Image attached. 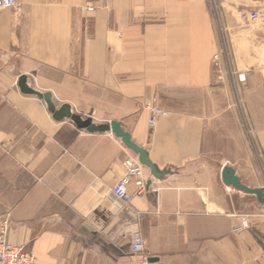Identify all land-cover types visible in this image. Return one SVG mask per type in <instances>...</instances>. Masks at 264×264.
<instances>
[{
    "label": "crops",
    "instance_id": "obj_1",
    "mask_svg": "<svg viewBox=\"0 0 264 264\" xmlns=\"http://www.w3.org/2000/svg\"><path fill=\"white\" fill-rule=\"evenodd\" d=\"M16 1L0 11V217L10 213V241L37 264H264V203L222 180L228 165L264 187V22L225 17L237 41L227 38L220 79L212 57L224 45L204 0ZM258 2L236 8L264 19ZM24 88L51 92L56 109L91 123L121 122L169 173L145 168L146 193L130 183L124 207L112 187L137 155L111 131L55 119ZM153 99L169 112L155 126ZM243 219L250 227L234 232ZM136 228L146 241L138 256Z\"/></svg>",
    "mask_w": 264,
    "mask_h": 264
},
{
    "label": "built area",
    "instance_id": "obj_2",
    "mask_svg": "<svg viewBox=\"0 0 264 264\" xmlns=\"http://www.w3.org/2000/svg\"><path fill=\"white\" fill-rule=\"evenodd\" d=\"M215 8H218L216 2H214ZM20 4L16 0H0V11L6 9L19 8ZM89 11L94 10L93 6L88 7ZM240 25L251 27L252 29H258L264 22L263 16L258 10H251L248 7L240 6L238 9ZM221 19L219 22V34L223 42V49L215 53L212 57V65L217 69L220 79L222 78L223 60L226 57L229 62V52L225 45L227 38L231 41V44H235L233 41H237V37H229L227 32L230 33V27L228 25L223 26ZM225 62V60H224ZM229 74L232 79L237 78L240 82L237 72L230 68ZM146 107L148 109V120L151 126H155L158 119L161 117H167L169 112L163 109L157 104V100L153 99L147 102ZM125 173L122 177L113 185L112 193L121 204L126 207L131 201V195L128 193V185L134 183L137 188V194L143 195L147 191V180L145 177V167L140 163L138 157H129L125 160ZM10 213L4 217H0V264H37L36 256L33 250L27 249L25 246L15 245L9 239L10 234ZM249 219H243L241 223L234 227V232H239L250 227ZM131 240V254L134 256L140 255L146 246V241L142 231L139 228L133 229L130 232Z\"/></svg>",
    "mask_w": 264,
    "mask_h": 264
},
{
    "label": "water",
    "instance_id": "obj_3",
    "mask_svg": "<svg viewBox=\"0 0 264 264\" xmlns=\"http://www.w3.org/2000/svg\"><path fill=\"white\" fill-rule=\"evenodd\" d=\"M243 77V76H242ZM26 92L36 94L38 97L43 98L47 104L49 111L53 114L55 119H63L65 117L71 118L82 127H86L90 132H104L111 131L117 137H119L124 145L132 150L138 157L140 163L148 168L152 176L156 179H162L169 171H160L157 166L149 159L147 150L132 140L131 134L126 131L122 123L116 120H112L109 123L97 125L89 121L83 120L82 117L71 111V107L67 104L63 105L59 109H56V105L53 100V94L51 92L41 93L34 89L24 88ZM222 180L228 186H231L239 191H243L250 194H255L261 203H264V187L253 188L244 184L239 176L236 174V170L232 166H224L222 170ZM151 181L148 182L150 184ZM150 264H158L156 259H151Z\"/></svg>",
    "mask_w": 264,
    "mask_h": 264
},
{
    "label": "rangeland",
    "instance_id": "obj_4",
    "mask_svg": "<svg viewBox=\"0 0 264 264\" xmlns=\"http://www.w3.org/2000/svg\"><path fill=\"white\" fill-rule=\"evenodd\" d=\"M204 1L207 3V6L212 13L213 20H214L215 26L217 27L218 31H219V22H218L219 19H221L220 21H222V25L225 26L226 23L224 19L226 16L230 19L239 18L238 10L236 8L237 5L249 4V3H252V1L254 3L256 2L259 3L258 2L259 0H204ZM214 2H216V4L218 5V8H215ZM228 34L229 33L227 32V35ZM230 105L232 106L235 112V115H237V117L239 118L241 126L243 127L245 125L244 127H247V124L244 121V119L246 118L245 108L240 102V100L232 99V102L230 103ZM244 116L245 118H243ZM250 144L252 145L251 142ZM217 158L218 159L215 161L220 164V157H217Z\"/></svg>",
    "mask_w": 264,
    "mask_h": 264
}]
</instances>
